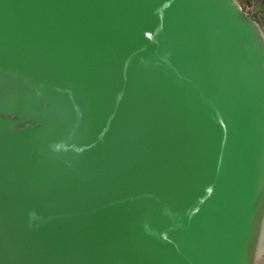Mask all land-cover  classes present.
<instances>
[{
	"label": "water",
	"instance_id": "water-1",
	"mask_svg": "<svg viewBox=\"0 0 264 264\" xmlns=\"http://www.w3.org/2000/svg\"><path fill=\"white\" fill-rule=\"evenodd\" d=\"M257 24L234 0H0V264H246Z\"/></svg>",
	"mask_w": 264,
	"mask_h": 264
},
{
	"label": "bare ground",
	"instance_id": "bare-ground-1",
	"mask_svg": "<svg viewBox=\"0 0 264 264\" xmlns=\"http://www.w3.org/2000/svg\"><path fill=\"white\" fill-rule=\"evenodd\" d=\"M259 36L261 39V51L264 61V32L259 24ZM252 242L249 248V255L246 257V264H264V175L262 186L259 192L257 209L254 216Z\"/></svg>",
	"mask_w": 264,
	"mask_h": 264
},
{
	"label": "rangeland",
	"instance_id": "rangeland-1",
	"mask_svg": "<svg viewBox=\"0 0 264 264\" xmlns=\"http://www.w3.org/2000/svg\"><path fill=\"white\" fill-rule=\"evenodd\" d=\"M238 2L243 14L256 21L264 32V0H234Z\"/></svg>",
	"mask_w": 264,
	"mask_h": 264
}]
</instances>
